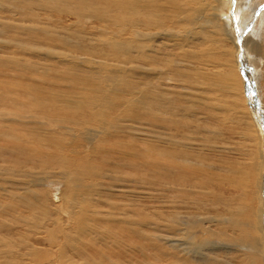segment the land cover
I'll use <instances>...</instances> for the list:
<instances>
[{
    "label": "bare ground",
    "instance_id": "obj_1",
    "mask_svg": "<svg viewBox=\"0 0 264 264\" xmlns=\"http://www.w3.org/2000/svg\"><path fill=\"white\" fill-rule=\"evenodd\" d=\"M232 3L0 0L30 22L0 15V264H151L148 248L160 264H264V29L239 32ZM105 172L121 208L90 197ZM47 177L64 185L58 204ZM138 183L160 189L158 216L131 201ZM207 216L231 229L208 231Z\"/></svg>",
    "mask_w": 264,
    "mask_h": 264
},
{
    "label": "rangeland",
    "instance_id": "obj_2",
    "mask_svg": "<svg viewBox=\"0 0 264 264\" xmlns=\"http://www.w3.org/2000/svg\"><path fill=\"white\" fill-rule=\"evenodd\" d=\"M217 0H214V2H216ZM223 2H226V1H230V0H222ZM234 1V3H232V5L230 6V12H231V14H233L234 15V13H232V12H234V10H236V8L240 5V9H239V12L241 13L242 12V14L244 15V17H243V19L241 20V24H239V26H238V29H239V32L241 31V28H243V29H245L246 28V31H247V28H253L252 30H251V33H253L254 32V30L256 29V28H259V30H263L264 29V27H262V26H259V24L262 22V20H263V15H264V0H259V2H260V8H257V9H255V7H250L249 9H243V8H245V6H246V4H247V1L248 0H237L236 1V3H235V0H233ZM6 11V13H3L4 14V16H3V14H1L0 13V15H2V17H5V19H9V21L11 20V21H14V23H16V21H17V25H19L20 23H22V22H27L28 21V19H22L21 17H20V15L18 16V15H14V13H12V12H10L9 10H5ZM46 13L47 12H44V11H39V14H40V16H41V22H47V21H49L47 18H45L46 17ZM48 13H50V12H48ZM59 15H60V13H58ZM54 15H57V14H51V17H55ZM13 16V17H12ZM45 16V17H44ZM7 17V18H6ZM42 17H44V18H42ZM10 18H12V19H10ZM20 18V19H19ZM57 18V17H56ZM13 19H16V20H13ZM43 19V20H42ZM20 20H21V22H20ZM246 20V21H245ZM249 21H251V22H253V24L251 23V22H249ZM260 22V23H259ZM19 23V24H18ZM28 23H30L29 21H28ZM256 23V24H255ZM44 24V23H43ZM42 24V25H43ZM247 24V25H246ZM248 26V27H247ZM248 32V31H247ZM9 34H15V32L14 31H10L9 32ZM238 41H239V39H238ZM247 46V45H246ZM247 48V50H248V46L246 47ZM239 51V50H238ZM242 59H244V62L247 60V57H246V55H243L242 56ZM248 61H249V58H248ZM248 62H246V63H244L243 65H244V70L246 71V73L248 74V75H250L249 77H250V80H252V78H253V85H254V91H255V96L257 95V96H259V94H258V92H261V81H260V79L255 75L254 76V73H253V71L250 69V71H249V69H247L246 67H248ZM40 70H42L43 68L42 67H40L39 68ZM251 75H253L252 76V78H251ZM243 76V75H242ZM244 77V76H243ZM256 82V83H255ZM245 84V83H244ZM258 84V85H257ZM260 84V85H259ZM246 85V84H245ZM255 86H256V88H255ZM257 86H259V88L257 87ZM258 89H260V91L258 90ZM244 95H245V92H244ZM246 105H249V102H248V97H247V93H246ZM258 98V97H257ZM183 100V99H182ZM185 101L183 100V103H184ZM248 103V104H247ZM185 104V103H184ZM249 107H250V105H249ZM261 114H262V112H261ZM263 116V115H262ZM224 117H218L217 118V120H216V122H215V126H216V128L214 127L213 129L215 130V131H221L220 133H221V135H220V137L221 138H223V141L224 142H226V141H230L229 143L228 142H226V145H228V144H231V142H232V145L231 146H238V140H239V138L237 137L238 135H236L234 132H233V130H237L236 129V127H235V123H231V121H229V119H225V120H227V123L225 122V120L223 119ZM223 119V120H222ZM219 120V121H218ZM222 120V121H221ZM221 121V122H220ZM229 121V122H228ZM221 123V124H220ZM226 123V124H225ZM229 123H231V124H229ZM127 124L130 126V127H135V126H137V125H140L141 126V131H140V136L141 137H143V133H144V128H143V123L141 122L140 124H138V123H136V122H134V121H128L127 122ZM218 124V125H217ZM235 124V125H234ZM223 125H225V126H223ZM228 126H230V129L228 130L227 128H229ZM221 127V128H220ZM220 128V129H219ZM233 128V129H232ZM264 128V126H262V129ZM222 129V130H221ZM96 130H98V128L97 127H94V128H92L91 130H90V132L91 133H94V132H96ZM224 130V131H223ZM226 130V131H225ZM238 131V130H237ZM263 131H264V129H263ZM229 135H228V134ZM204 134H207V133H204ZM231 134V135H230ZM232 135H236V136H234V137H232ZM223 136V137H222ZM225 136V137H224ZM228 136V137H227ZM70 138H73V136H70ZM230 138V139H229ZM234 138V139H233ZM237 139V140H236ZM234 143H235V145H234ZM86 144H88L87 143V141H86ZM101 147H102V145H100ZM89 147V144H88V146L87 147H85V148H88ZM103 148L105 149V150H108V151H110V152H112V151H117L118 149L116 148V147H114V146H112V144H111V141L110 140H108L107 142H105L104 144H103ZM249 160H251V155L249 156V158H248ZM252 161V160H251ZM105 175H106V172L104 173V175L102 176V177H99V178H87V181H88V183H89V185H94V186H96V190L92 193V194H90V197L91 198H93L95 201H97L98 202V204L99 205H101V204H108L109 206H115V207H117V208H121V203H118V199L117 198H112L111 196H109V195H107V193H106V191H105V189H104V186H105V181H104V177H105ZM263 176V175H262ZM125 177H129L128 176V172H127V174L125 173ZM58 180H60L59 178H57V177H47V183H46V185L47 186H44V189L46 190V192L47 193H50L51 191L52 192H54V193H56V192H58V191H60L61 189H63V187H64V185L63 184H61V181H58ZM263 180H264V176H263ZM127 189H130L129 187L127 188ZM132 192H133V195H132V197H131V201L133 202V203H137V205L138 206H140L141 208H143V210H145L147 213H150V211H151V213L152 214H154V215H157L158 216V214L156 213V210L157 209H153L152 208V205H153V202L155 201V204H154V206L156 205V207L158 206V201L160 200V199H158L159 197H160V189L159 188H154V189H152V188H149V189H145L144 187H142L139 183L138 184H136V185H132ZM148 194H150V195H154V196H158L157 197V199H151V200H153V202H151V201H148V199H147V196H148ZM60 194L59 193H56L55 195H53V198H52V200L51 201H53L55 204H58L59 202H60V200H59V196ZM56 196V197H55ZM126 196V198H129V195L128 194H126L125 195ZM152 198H154V197H152ZM258 207H259V203H258ZM134 208V207H133ZM155 208V207H154ZM217 209H219V210H221L222 209V213H224L225 212V209H223V208H217ZM154 212V213H153ZM97 219H100V216L99 215H97ZM211 220H212V218L211 217H209V216H207V217H204L203 219H202V221H204L205 222V226H207V230L208 231H213L214 233H221V232H228L230 229H231V227H230V225L229 224H227V223H225V222H220L219 224H216V225H214V226H210L211 225ZM258 223V222H257ZM126 225V222L124 221H121V220H117V221H115L114 223H113V225H112V227H113V229H117V228H119V227H122V226H125ZM154 225V224H153ZM145 230L146 229H148V231H149V233L151 234V235H156L157 237L160 235V230H159V227H157L156 229H155V227L154 226H152L151 225V227L148 225V223L146 224V225H144V227H143ZM123 235V233H121L120 232V236H122ZM131 238H132V240H131V242H132V244H134V246H135V252H136V255H134L135 256V259L137 260V261H140L141 259H143V258H146V256L144 255V254H142L140 251H139V247H138V245H140V244H143V243H145V241H144V239H142V238H138L136 235H131L130 236ZM129 238V236H125V237H123V238H121V241H125L126 239H128ZM152 237L150 236V239H151ZM148 252H149V254H150V258H152V260H151V264H160V257H159V253H158V250H154V249H152V248H148ZM259 264H262L261 262H259Z\"/></svg>",
    "mask_w": 264,
    "mask_h": 264
},
{
    "label": "water",
    "instance_id": "obj_3",
    "mask_svg": "<svg viewBox=\"0 0 264 264\" xmlns=\"http://www.w3.org/2000/svg\"><path fill=\"white\" fill-rule=\"evenodd\" d=\"M244 67V66H243ZM244 70V69H243Z\"/></svg>",
    "mask_w": 264,
    "mask_h": 264
}]
</instances>
